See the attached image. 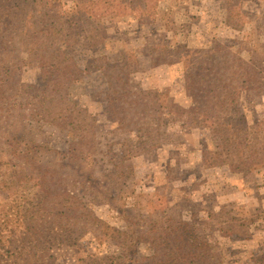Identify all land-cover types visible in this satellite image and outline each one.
I'll use <instances>...</instances> for the list:
<instances>
[{
	"label": "rangeland",
	"instance_id": "rangeland-1",
	"mask_svg": "<svg viewBox=\"0 0 264 264\" xmlns=\"http://www.w3.org/2000/svg\"><path fill=\"white\" fill-rule=\"evenodd\" d=\"M13 1L0 16H16ZM139 2L64 25L68 72L44 73L12 26L0 34V264H264V154L249 173L234 156L216 165L220 136L189 111L224 74L248 126L264 120V81L242 64L264 76V0ZM109 74L127 76L115 94ZM43 100L77 127L57 126ZM93 216L125 242L98 237Z\"/></svg>",
	"mask_w": 264,
	"mask_h": 264
},
{
	"label": "trees",
	"instance_id": "trees-1",
	"mask_svg": "<svg viewBox=\"0 0 264 264\" xmlns=\"http://www.w3.org/2000/svg\"><path fill=\"white\" fill-rule=\"evenodd\" d=\"M116 0H108L100 4L98 1H88L87 3L79 2L75 3L74 12L71 15L66 14L63 11H59L60 0H19V2L13 1V7L18 10L16 16L2 17L0 16V34L7 31V28L13 27L17 29V32L28 36L31 39L29 42L33 48L40 50L41 55V67L44 73L49 74L47 66L54 67L55 72H61L66 70L71 71L74 68V60L68 58L64 51L54 44L58 38H63V41L70 43L74 39V34L65 32V26H72V20H77L83 24H91V22L97 18L102 17L108 12L110 6ZM140 8L142 11L149 9L150 0H142ZM240 7H237L238 10ZM235 15L241 16L240 10ZM80 30H86L82 26H79ZM89 31V30H87ZM38 37H34L35 33ZM81 32V31H80ZM97 33V32H96ZM105 36L104 31L95 35H87V38ZM65 37V38H64ZM26 42L25 40H20ZM32 50V49H30ZM242 64L246 69H251L255 74L261 75L263 81L264 76L259 71H256L253 66L247 62ZM70 73V72H69ZM66 75V73H65ZM72 74H70L71 76ZM107 75V72H106ZM127 76H113L109 74V85H112L111 93H117V90L113 88L115 84L125 81ZM233 78L225 77L224 74H218L212 80H204L205 87L201 89L198 96L191 97V106L189 107L190 113L194 115L193 122H198L202 126H212L216 129L220 136L222 144L221 151L215 153L214 162L216 165H224L227 163L233 164L234 157L237 159L236 164L240 165L245 173H249L254 169V166L260 162L261 155L264 154V143H262L264 136L260 132H264L261 126H264V120L255 123L254 126H248L245 117L240 112L239 101L237 96V87L234 86ZM57 83V82H56ZM128 84H126L127 86ZM125 89V88H124ZM144 92H139L142 95ZM134 99L128 104V107H136L138 105L139 97L133 96ZM143 100V99H142ZM42 110L52 115L53 122L60 127H77L70 117H64L61 115L54 103L51 101L48 104L43 100L40 104ZM30 153V148L26 147L22 150V158H25ZM234 156V157H233ZM92 223L95 225V231H97L98 237L108 236L114 239L116 244H123L125 240L118 241L117 236L124 235L115 227L98 220L96 217H92ZM185 226L184 223H182ZM180 240L182 243H180ZM179 245L186 248L187 241L183 240V236H179ZM180 259L185 257L179 256Z\"/></svg>",
	"mask_w": 264,
	"mask_h": 264
}]
</instances>
